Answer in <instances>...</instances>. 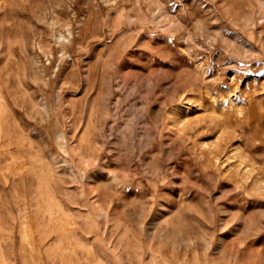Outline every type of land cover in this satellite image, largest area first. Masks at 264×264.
Returning <instances> with one entry per match:
<instances>
[{
	"label": "rangeland",
	"instance_id": "rangeland-1",
	"mask_svg": "<svg viewBox=\"0 0 264 264\" xmlns=\"http://www.w3.org/2000/svg\"><path fill=\"white\" fill-rule=\"evenodd\" d=\"M0 264H264V0H0Z\"/></svg>",
	"mask_w": 264,
	"mask_h": 264
}]
</instances>
